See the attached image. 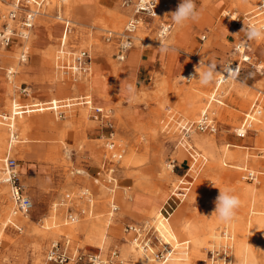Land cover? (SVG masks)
I'll use <instances>...</instances> for the list:
<instances>
[{
  "label": "rangeland",
  "instance_id": "rangeland-1",
  "mask_svg": "<svg viewBox=\"0 0 264 264\" xmlns=\"http://www.w3.org/2000/svg\"><path fill=\"white\" fill-rule=\"evenodd\" d=\"M122 2L51 0L25 42L27 62L18 61L19 48L0 47V120H4L1 115L11 114L14 101L23 106H49L56 99L66 105L88 96L95 106L111 111L112 140L123 151L116 165L117 184L112 186L104 172L97 175L108 155L112 130L94 120L87 106L25 114L18 119L17 146L8 157L19 164L20 182L34 208L29 223L13 218L23 226L21 232L11 225L1 229L11 198L10 188L1 194L7 185L0 182V264H47L48 248L64 236L76 248L101 250L104 257L116 249L124 264H147L133 251V234L126 227L145 226L160 236L152 214L160 213L168 199L176 201L172 229L179 243L189 241L178 251L189 246L185 252H196L192 264H204L210 250L226 244L232 248V264H264V40H249L242 31L246 26L243 17L257 8L259 0H195L201 12L199 21L175 25L164 42L176 51L163 54L158 44L137 42L120 62L114 46L104 39L105 30H123L131 16ZM180 2L172 1L169 15ZM58 6L74 21L71 42L75 51L90 50V75L71 76L56 69L62 32L55 19ZM9 9L0 2V30ZM140 35L154 40L153 34ZM246 40L252 64H243L238 82L220 87L225 104L209 107L214 131H199L196 123L218 77L228 63L239 59L235 46ZM210 64L218 75L202 86L197 71ZM11 67L15 69L13 83L8 75ZM129 85L135 96L131 102ZM259 92L263 93L261 117L245 138H239L244 113L248 114ZM198 139L202 142L197 143ZM1 165L4 172L5 162ZM87 189L93 196L91 208L80 198ZM224 189H231L242 201L230 224L212 215L214 201ZM113 203L118 207L115 212ZM82 209L91 212L81 214ZM70 211L79 214V221L66 225Z\"/></svg>",
  "mask_w": 264,
  "mask_h": 264
},
{
  "label": "built area",
  "instance_id": "built-area-1",
  "mask_svg": "<svg viewBox=\"0 0 264 264\" xmlns=\"http://www.w3.org/2000/svg\"><path fill=\"white\" fill-rule=\"evenodd\" d=\"M173 0H123L122 7L130 10L131 16L128 18L123 30L114 31L111 29L105 30V42L114 46L115 57L118 61H125L132 48L136 46L137 42L146 44H158L165 42L166 39L172 34L175 25L173 24L170 15V5ZM1 4H6L10 9L6 15V21L0 30V47L5 50L19 48L18 61L20 63L27 62L29 58V50L24 44V41L28 42L31 36V32L35 27L36 19L40 11L46 9L51 0H0ZM256 15H264V0H259L257 8L251 12L248 16L243 17L242 22L246 24H253L261 26L256 22ZM55 19L62 26L61 36L59 37V43L57 47V56L55 58L56 68L63 74H69L71 76H85L91 71L92 57L90 50L82 49L75 51L74 45L71 42V37L75 33L74 21L68 18L62 7L58 6L55 14ZM234 22V21H233ZM239 21L236 20V23ZM140 34L154 35V40H149L142 37ZM205 39V36H204ZM244 43L246 46H244ZM125 44H130L131 47H125ZM241 49L244 51L241 52ZM235 52L240 56L239 59L227 64L221 74L223 77H218L215 88L211 93L212 96L209 99L208 106L201 112L196 128L199 131H214V119L211 118L209 113V106L211 103L223 105V94H220L219 89L222 84L227 83L229 80H238L243 71V64H252V56L250 55L251 49L248 45V41H241L235 46ZM247 58V59H246ZM9 72V71H8ZM14 72L11 73L13 75ZM228 80V81H227ZM227 81V82H226ZM249 112L252 115V119H249L245 114L242 120V126L240 131L237 132L239 138H245L248 132L252 129V123L254 124L258 118L261 117L263 112V105L261 100L262 92L258 93ZM264 96V94H263ZM78 105L90 107L91 117L105 127L111 129L109 142L107 143L108 155L105 157V161L101 165L100 171L97 175H101L102 172L106 174L107 182L112 186L117 184V170L118 165L123 157V151L119 150L116 143L112 140L114 136V122L112 119V113L110 110H106L103 107L95 106L90 97L85 96L77 99ZM221 102V103H220ZM55 104H52V111L55 112ZM66 109L68 105H63ZM54 107V108H53ZM39 108V107H37ZM62 114V112L60 113ZM193 126L188 127L187 132ZM264 131V127H263ZM78 174H84L79 173ZM249 177L253 179L254 174L249 173ZM4 179L10 188V198L14 205L13 213L28 215L34 208V203L28 193L25 191L24 186L20 182L19 164L13 158L8 157L5 162ZM98 180V179H97ZM96 180V181H97ZM93 196L90 192L80 194L81 199H86L87 205L93 206ZM167 200L165 205L160 208L161 214L166 219H170L175 212L176 201L172 200V204ZM114 204V203H113ZM65 205V204H64ZM115 205V204H114ZM113 212L118 210V207L112 206ZM91 212V209H82L81 214ZM66 225H72L79 221V214L70 211L66 216ZM16 222V221H15ZM8 222L15 230L21 232L23 226L19 223ZM17 225H15V224ZM145 226L128 225L126 232L133 234L132 240L138 242L143 248L149 250L153 249L156 252L157 258L161 261H166L171 253L168 248L171 246L157 236L151 230H146ZM146 231V232H145ZM224 236L227 239H231L228 233L224 232ZM231 246L226 244L219 250L209 251L207 260L204 264H232V251ZM118 250L109 251L104 257L102 251L91 252L76 248L71 239L68 236H64L61 241H55L48 248L46 253V263L51 264H67L73 262L74 264H114L119 262L124 264L119 259Z\"/></svg>",
  "mask_w": 264,
  "mask_h": 264
},
{
  "label": "bare ground",
  "instance_id": "bare-ground-1",
  "mask_svg": "<svg viewBox=\"0 0 264 264\" xmlns=\"http://www.w3.org/2000/svg\"><path fill=\"white\" fill-rule=\"evenodd\" d=\"M40 13H41V11H40ZM40 13L38 15H40ZM261 16H264V15H261ZM261 26H264V24H262ZM244 46H246V45L244 44ZM242 51H244V49H241V52ZM51 55H53V54L51 53ZM14 71H15L14 67H11L9 69V72H8L9 73L8 75H9V78L11 80V83H13L11 73L14 72ZM222 75L223 74H221L219 77L220 78L223 77ZM193 76H194V73H190V77H193ZM230 81L231 82L233 81L232 83H235V82H238L239 80H229L228 82H230ZM203 99H204V97L202 96V97H200L198 99V101H202ZM41 104L40 103L39 104L38 103H32L31 105L28 104V105L23 106V105H17V102L14 101L12 103L11 114L10 115H4V116L1 115L4 120H0V153H5L6 152V154L4 156H1V154H0V165L1 164L3 165V162H6V160H7L6 157H8V155H11L12 151L17 146V137L15 136V131L17 129V122H18L17 120L18 119H23L25 114H33V113H39V112L44 113V112L52 111L53 110L51 108L52 104H55V106H54L56 108L55 111H58L60 108H65L63 105H59V102L56 99H53L52 102H51V105H49V106L48 105L45 106V105H41ZM66 105H68L70 108L73 107V106H78V104L76 102L69 103V104H66ZM37 107H39V108H37ZM247 115H248L249 119L253 118L250 113H248ZM18 126H20V124ZM21 127L23 129H26L27 125H23L22 124ZM240 132H242V131H240ZM201 142H202V140H200V139L197 140V143H201ZM0 182L7 185V183H6L5 179H4V172L2 171V169H0ZM2 189H3L2 190L3 192L1 194L4 195V194L7 193V189H9V187L7 185V186H4ZM87 192H89L88 189L85 190L83 193L85 194ZM13 207H14V205L12 206L11 204L7 207L6 221L3 223L4 225H3V227L1 229H5L8 226V222L9 223L13 222V218L19 219L20 221H23L24 223H29L30 222L31 217H30L29 214L28 215L17 214L15 216L14 213H13ZM152 215H153V217H152L153 223L156 226V230L159 232L160 237H162V239L166 240L167 244H171L172 247H176V246L178 247V245H179L178 238H177L175 232L173 231L170 222L166 218H164V216L161 213H159V212L153 213ZM15 223H13V224H15ZM15 225H17V224H15ZM138 245H139L138 242H133L132 243V249H133L134 252H136L135 254H136L137 257H141L142 256L144 261H145V263H147V264H163V263H160L158 261V259H155L154 258L155 256H152L151 253H148L144 249L141 248L140 250H137V246ZM168 251L171 253V255L166 260V262H170L169 264H192L193 258L197 257L196 252L192 253V255H191V253L188 252L186 256L179 257V256H176V254H173L177 250L172 252L171 249H168ZM152 253H153V250H152ZM190 255L192 256V258L190 257ZM247 255L248 254H246V256Z\"/></svg>",
  "mask_w": 264,
  "mask_h": 264
},
{
  "label": "clouds",
  "instance_id": "clouds-1",
  "mask_svg": "<svg viewBox=\"0 0 264 264\" xmlns=\"http://www.w3.org/2000/svg\"><path fill=\"white\" fill-rule=\"evenodd\" d=\"M170 18L174 25L182 27L188 22H198L201 18V12L197 9L195 0H181L176 11L170 14ZM245 25L246 26L244 29H242V31L245 32L249 40H264V26H257L253 24ZM125 47H131V45L125 44ZM160 51L163 54H168L169 52L176 51V49L172 48L166 43L161 42ZM197 72L198 80L202 86H208L214 82L216 76L218 75L214 64L207 65L203 71ZM128 91L130 93L129 100L131 102L135 98L133 87L131 85L128 86ZM214 203L215 209L212 215H215L220 222L230 224L236 219L242 201L238 195L232 193L231 189H224L220 190L219 195L216 197Z\"/></svg>",
  "mask_w": 264,
  "mask_h": 264
},
{
  "label": "crops",
  "instance_id": "crops-1",
  "mask_svg": "<svg viewBox=\"0 0 264 264\" xmlns=\"http://www.w3.org/2000/svg\"><path fill=\"white\" fill-rule=\"evenodd\" d=\"M255 19H257L256 22H257L258 24H261V25L264 24V16L256 15V16H255ZM60 36H61V35H60ZM25 42H26V41H24V44H25ZM244 44H245V43H244ZM245 45H246V44H245ZM56 56H57V52H56ZM92 68H93V67H92ZM56 69H57V68H56ZM57 70H58V69H57ZM91 72H92V71H91ZM91 72L89 73V75L92 74ZM238 80H239V79H238ZM211 96H212V93L210 94L209 99L211 98ZM221 102H222V104H225L224 101H221ZM221 102H220V103H221ZM208 103H209V100H208V102H207V104H206L205 107L208 106ZM211 104H212V103H211ZM211 104H210V106H211ZM216 105H218V104H216ZM210 106H209V107H210ZM85 108H87L88 110L90 109V107H85ZM203 110H204V109H203ZM203 110H202V111H203ZM202 111H201V112H202ZM244 115H245V113H244ZM242 120H243V119H242ZM241 122H242V121H241ZM166 202H167V201H166ZM11 204L13 205L12 201H11ZM164 205H165V204H164ZM160 213H161V212H160ZM170 219H171V218H170ZM170 219H167V220L170 222ZM15 221H16V220H15ZM76 223H77V222H76ZM170 224H171V223H170ZM171 227H172V226H171ZM132 241H133V240H132ZM133 242H134V241H133ZM133 242H132V243H133ZM178 243H179V241H178ZM188 243H189V241H185V242L179 243V245H178V244H177V245H178V247H179V246H182V245H187ZM138 244H139V243H138ZM171 247H172V246H170L168 249H171V250H174V251L177 250L175 253H173V254H176V256H179L180 254H183L184 256H186V255H187V252H185V251H186L187 249H189V246H186L185 249H184L183 251H178L179 248H178L177 246H176V247H172V248H171ZM141 248L144 249L145 251H147L148 253H151L152 256H155V257H154L155 259H159V258H157V255H156L155 250L152 249V250H153V253H152V250H151V249L147 250V249L143 248V246H142L141 244H139V245L137 246V250H138V249L140 250ZM179 257H180V256H179ZM182 257H183V256H182ZM121 261H123V259H121ZM159 261H160V263H163V264H167V263H168V262H166V261H165V262H164V261H161L160 259H159ZM123 262H124V261H123Z\"/></svg>",
  "mask_w": 264,
  "mask_h": 264
}]
</instances>
